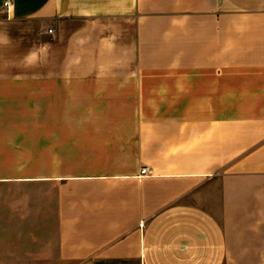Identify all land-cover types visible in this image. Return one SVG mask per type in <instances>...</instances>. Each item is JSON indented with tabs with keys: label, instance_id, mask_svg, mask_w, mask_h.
Returning <instances> with one entry per match:
<instances>
[{
	"label": "crops",
	"instance_id": "crops-1",
	"mask_svg": "<svg viewBox=\"0 0 264 264\" xmlns=\"http://www.w3.org/2000/svg\"><path fill=\"white\" fill-rule=\"evenodd\" d=\"M5 1L0 264L264 259V0Z\"/></svg>",
	"mask_w": 264,
	"mask_h": 264
},
{
	"label": "rangeland",
	"instance_id": "rangeland-1",
	"mask_svg": "<svg viewBox=\"0 0 264 264\" xmlns=\"http://www.w3.org/2000/svg\"><path fill=\"white\" fill-rule=\"evenodd\" d=\"M133 264H136V262H133ZM224 264H264V259H227Z\"/></svg>",
	"mask_w": 264,
	"mask_h": 264
},
{
	"label": "built area",
	"instance_id": "built-area-1",
	"mask_svg": "<svg viewBox=\"0 0 264 264\" xmlns=\"http://www.w3.org/2000/svg\"><path fill=\"white\" fill-rule=\"evenodd\" d=\"M4 5H5V7H8L9 5H10V0H6L5 2H4ZM150 173V170L147 168V167H143L142 169H141V171H140V175L142 176V175H146V174H149ZM143 224L142 223H140V226H142Z\"/></svg>",
	"mask_w": 264,
	"mask_h": 264
}]
</instances>
